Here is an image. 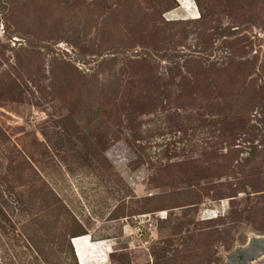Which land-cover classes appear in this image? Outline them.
Masks as SVG:
<instances>
[{
	"label": "rangeland",
	"instance_id": "374dc122",
	"mask_svg": "<svg viewBox=\"0 0 264 264\" xmlns=\"http://www.w3.org/2000/svg\"><path fill=\"white\" fill-rule=\"evenodd\" d=\"M198 2L0 0V264H78L73 238L100 264L81 231L105 264H223L264 234V0Z\"/></svg>",
	"mask_w": 264,
	"mask_h": 264
},
{
	"label": "water",
	"instance_id": "95a60500",
	"mask_svg": "<svg viewBox=\"0 0 264 264\" xmlns=\"http://www.w3.org/2000/svg\"><path fill=\"white\" fill-rule=\"evenodd\" d=\"M263 256L264 234L249 233L244 244L225 254L224 264H255Z\"/></svg>",
	"mask_w": 264,
	"mask_h": 264
},
{
	"label": "crops",
	"instance_id": "0c3cea01",
	"mask_svg": "<svg viewBox=\"0 0 264 264\" xmlns=\"http://www.w3.org/2000/svg\"><path fill=\"white\" fill-rule=\"evenodd\" d=\"M82 238H84V239H86V241H84V243H83V246L80 248V250L82 251L83 249H84V253L86 252L85 251V247L88 245V246H90V247H97L98 248V250L97 251H102V252H98V254H97V251L96 252H93V253H96L97 255L96 256H98V259H99V257L100 256H102L101 257V260H99L100 261V264H105V258L107 259V257H108V254L110 253V249L112 248V246H113V243L111 242V239H105V241H102V240H104V239H101L100 241L99 240H93L88 234L86 235H80ZM79 236V237H80ZM96 242L97 243H100L101 244V242H104V243H102V246H105V247H99L97 244H96ZM71 247H72V249H73V253H74V255L76 256V259H77V262H78V264H81V262L79 261V256H80V252L78 253V250H77V247H76V245H75V243H74V238L73 239H71ZM104 250V251H103ZM87 255H89V254H87Z\"/></svg>",
	"mask_w": 264,
	"mask_h": 264
},
{
	"label": "trees",
	"instance_id": "16d2710c",
	"mask_svg": "<svg viewBox=\"0 0 264 264\" xmlns=\"http://www.w3.org/2000/svg\"><path fill=\"white\" fill-rule=\"evenodd\" d=\"M195 3L196 4H198L199 2H198V0H195ZM195 21H197V19L195 20ZM85 234V232L84 231H81V232H79L78 234H76V236H80V235H84ZM72 237V236H71ZM75 237V236H74ZM71 251H72V254H73V249H72V247H71Z\"/></svg>",
	"mask_w": 264,
	"mask_h": 264
},
{
	"label": "flooded vegetation",
	"instance_id": "af4514ba",
	"mask_svg": "<svg viewBox=\"0 0 264 264\" xmlns=\"http://www.w3.org/2000/svg\"><path fill=\"white\" fill-rule=\"evenodd\" d=\"M238 246H239V245H238ZM239 258H241V256H240ZM225 260H226V259H225ZM224 263H225V262H224ZM224 263H223V264H224Z\"/></svg>",
	"mask_w": 264,
	"mask_h": 264
}]
</instances>
